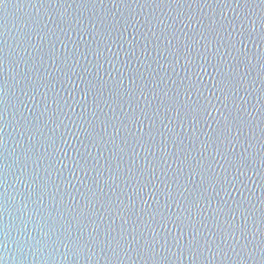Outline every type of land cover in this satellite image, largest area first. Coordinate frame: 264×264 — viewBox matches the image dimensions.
<instances>
[{
    "label": "water",
    "instance_id": "obj_1",
    "mask_svg": "<svg viewBox=\"0 0 264 264\" xmlns=\"http://www.w3.org/2000/svg\"><path fill=\"white\" fill-rule=\"evenodd\" d=\"M0 264H264V0H0Z\"/></svg>",
    "mask_w": 264,
    "mask_h": 264
}]
</instances>
